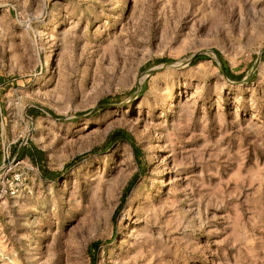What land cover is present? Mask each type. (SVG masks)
<instances>
[{"label":"rangeland","instance_id":"374dc122","mask_svg":"<svg viewBox=\"0 0 264 264\" xmlns=\"http://www.w3.org/2000/svg\"><path fill=\"white\" fill-rule=\"evenodd\" d=\"M3 150L0 264H264V0H0Z\"/></svg>","mask_w":264,"mask_h":264},{"label":"built area","instance_id":"2783aa9c","mask_svg":"<svg viewBox=\"0 0 264 264\" xmlns=\"http://www.w3.org/2000/svg\"><path fill=\"white\" fill-rule=\"evenodd\" d=\"M32 169L31 166L11 156L8 150H3L0 166V200L18 197L25 190L26 177L23 169Z\"/></svg>","mask_w":264,"mask_h":264},{"label":"trees","instance_id":"16d2710c","mask_svg":"<svg viewBox=\"0 0 264 264\" xmlns=\"http://www.w3.org/2000/svg\"><path fill=\"white\" fill-rule=\"evenodd\" d=\"M159 61H160V62H164L165 60H164V59H160ZM21 152H22V151H21ZM21 152L19 153V156H20V155H23V153L21 154Z\"/></svg>","mask_w":264,"mask_h":264}]
</instances>
